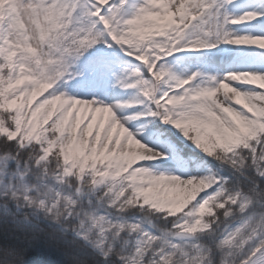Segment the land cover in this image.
<instances>
[{
	"label": "snow or ice",
	"instance_id": "snow-or-ice-1",
	"mask_svg": "<svg viewBox=\"0 0 264 264\" xmlns=\"http://www.w3.org/2000/svg\"><path fill=\"white\" fill-rule=\"evenodd\" d=\"M22 3L27 0H17V7ZM77 4L69 29L74 35L65 41H76V52L67 58L62 78L29 101L28 113L0 111V144L9 150L0 156V264H26L27 242L40 237L64 244L73 264H133L135 257V264H172L176 251L190 255L183 251L185 240L200 241L190 264H228L225 258L233 256L232 264H264V108L254 115L251 105L244 106L245 98H264V74L197 71L184 78L167 59L186 49L239 45H258L264 54V35L241 34L235 27L264 24V0L259 7L252 0H194L184 18L176 11L184 8L181 0L162 17L152 15L153 0ZM15 20V12L6 14L3 27ZM152 20L179 34L163 51L144 34ZM204 75L206 81L198 79ZM72 81L85 89L111 82L113 89L136 90L130 103L140 106L76 98L68 91ZM229 85L236 95L225 100L231 105L226 115H203L186 91L215 95L210 89ZM69 121L73 135L65 134L66 142L48 155ZM53 126L58 131L42 140L40 128ZM85 128L91 142L76 135ZM233 140L243 145L236 149L245 154L240 160L214 143ZM177 158L186 162L184 170L175 166ZM96 160L127 169L119 190L113 191L112 175L99 165L98 171H85ZM134 174L146 181L137 189L143 199L176 210L166 225L128 214L124 192ZM221 216L220 224L210 219Z\"/></svg>",
	"mask_w": 264,
	"mask_h": 264
},
{
	"label": "rangeland",
	"instance_id": "rangeland-1",
	"mask_svg": "<svg viewBox=\"0 0 264 264\" xmlns=\"http://www.w3.org/2000/svg\"><path fill=\"white\" fill-rule=\"evenodd\" d=\"M174 3L175 0H153L152 15H159L161 17L166 15ZM181 3L184 5L183 10L177 7L176 11L178 13L182 11L181 18H184L191 14L194 0H181ZM252 3L257 7L260 6V0H252ZM78 6L77 0H27L26 4L22 3L19 7H17V0H0V57L3 58V62L0 65L8 74L9 84L6 101L10 111L20 108L22 114L28 113L30 111L29 101L38 99L44 91H47V88L44 86L48 85V83L43 78H40L32 67L19 58L20 52L30 51L32 54H39L43 53L47 46L50 49H54L53 52L56 55L54 73L56 74L57 81L62 78L66 69L67 58L75 54L76 48L74 46L68 48L64 44L63 48L59 46L58 52L57 47L54 46V42L68 41L69 37L74 35L73 32H69V29L72 27L75 18L74 13ZM12 12L16 13L14 24L8 25L7 28L3 27L5 15ZM253 23L255 22H245L235 27L241 34H252L254 36L264 35V28L258 25L252 26L251 24ZM155 25V20L146 23L144 26V34L147 40L159 41L162 45L159 50L163 51L179 34L174 28L161 29ZM62 29H65L63 31V37L53 40L54 35ZM249 47L255 49L257 54L246 55L245 53L253 51L249 50ZM62 49H67V51L65 52ZM259 51L258 45L229 46L227 50L222 48L211 50L186 49L183 52L173 54V56L167 59L169 64L174 66V70L184 78H188L197 71L205 74H227L229 72L244 71H250L253 74H264V54H262V58H255V56L259 55ZM83 65L84 63L81 60L80 67L82 68ZM198 79L206 81L207 76L204 75ZM236 83L246 84V82ZM249 87H258V85H251ZM200 90L202 89H187L186 91L189 93V101L193 102L197 109L205 116L210 115L212 112L226 115L225 107L230 108L231 105H226L225 100L233 99L236 95V90L231 89L230 85L227 89H210V91L215 92V95L200 96L198 94ZM68 91H73L72 94L76 98L103 99L109 105L115 103L121 104L124 107L133 108L140 106L136 103H130V97L136 90L113 89L111 82L98 88L85 89L81 88L76 81H72ZM33 93H36L35 98H33ZM13 99H15V103L12 102ZM249 105H251L250 110H253L255 115L259 111L257 98L255 100L245 98L244 106L247 107ZM113 111L116 113L117 110L113 108ZM232 111H235V109ZM140 115L138 114V118ZM117 118H119L118 114ZM129 130L132 131L131 128ZM53 131H58V129L53 127L40 128L42 140L51 137ZM65 134L69 138L73 135L70 121L68 124H65L64 132L57 136L58 140H53L49 147L54 146L55 142L59 143V147L65 143ZM76 135L78 138L82 137L90 142L93 140V137L87 134L86 128L83 131L78 129ZM236 139L240 140L242 137L238 135ZM27 143L32 144L35 142L28 141ZM214 143L215 146L226 148L230 151L238 148L242 144L237 143L236 140L229 141L226 144H221L219 141H214ZM186 150L190 151L191 148ZM185 163L183 159L177 158L175 166L179 170H184ZM97 165L104 168L106 172H109L111 168V166L104 167V161L96 160L91 164V171L93 169L98 171L99 168H97ZM134 175L136 176L135 179L130 178V189L137 207L155 210L166 218L175 215L176 210L172 205L143 199L137 189L142 187L146 181L142 179L141 175ZM185 222L187 223V221ZM183 231L187 233L186 229ZM136 259H139V257L134 258L133 264H135Z\"/></svg>",
	"mask_w": 264,
	"mask_h": 264
},
{
	"label": "trees",
	"instance_id": "trees-1",
	"mask_svg": "<svg viewBox=\"0 0 264 264\" xmlns=\"http://www.w3.org/2000/svg\"><path fill=\"white\" fill-rule=\"evenodd\" d=\"M252 26L258 25L262 28H264V24H251ZM65 29L59 30V32L54 35V39H60L63 37V31ZM70 32V31H69ZM76 41H72L71 43L65 45L70 48V46H74ZM65 44V41L63 40L55 43L54 46L57 47V50L59 49V46L63 48ZM65 52L67 49H62ZM61 50V51H62ZM249 50H255L249 47ZM54 49H50L48 46L44 49L43 53L39 54H32L30 51H22L19 53V58L27 63L30 67H32L40 78H43L48 85H54L58 81L56 80V74L54 73V66H55V53L53 52ZM60 51V52H61ZM59 52V50H58ZM92 53L86 54L85 59L88 55H91ZM258 56H255V58H262L261 51L258 52ZM84 63V60H82ZM3 67L0 65V111H10L9 105L6 101V97L8 95V74ZM72 93L73 91H69ZM257 104L259 106V111L264 108V98L257 97ZM264 123V121H261ZM55 128V126H53ZM55 141L58 140V137H55ZM58 142H55V145L50 147V151L48 152V155H52L53 152L56 151V149L59 147ZM33 148H35V143H32ZM243 145L239 146L236 149L241 148ZM236 149L231 150V155H233L237 160H240L241 156L245 155L242 152L236 151ZM191 151V150H190ZM9 150L6 149V147L2 144H0V156H6L8 155ZM220 156H225L227 153L225 151H221L217 153ZM54 170V165L50 167V171ZM86 172H91V167L85 168ZM195 171V169H193ZM127 172L126 169L123 171L114 170L112 167L109 170L110 175H112V178L114 179L115 188L113 191L119 190L121 184H120V178L124 176V173ZM130 178L127 177L129 183L127 185V189L124 192V195L128 197L127 203H124V207L127 210L129 215H135L138 217H143L146 221L154 222L157 225L164 226L167 223V219L164 215H161L160 213L156 212L155 210L151 209H141L137 207L135 204V199L133 197V193L130 189ZM244 183V187H247L246 182ZM16 188H19L20 185H16ZM11 191V189H10ZM123 202V201H122ZM211 221L214 224H220L223 220V217L221 216L219 220H217L215 217L210 218ZM0 241H2V236H0ZM200 241H193V240H185V244L183 246L184 252H189V256H184L183 252L176 251L175 255L172 256V264H186V262H191L192 256H194L195 253V244L199 243ZM27 251H26V264H73V254L64 244L60 243L57 240H50L46 239L45 237H40L37 240H29L26 245ZM228 261V264H232L234 261L233 257H226L225 258ZM196 264H201L199 260L196 261ZM203 264H207V260L203 262Z\"/></svg>",
	"mask_w": 264,
	"mask_h": 264
},
{
	"label": "water",
	"instance_id": "water-1",
	"mask_svg": "<svg viewBox=\"0 0 264 264\" xmlns=\"http://www.w3.org/2000/svg\"><path fill=\"white\" fill-rule=\"evenodd\" d=\"M185 235H188L187 233H185Z\"/></svg>",
	"mask_w": 264,
	"mask_h": 264
}]
</instances>
